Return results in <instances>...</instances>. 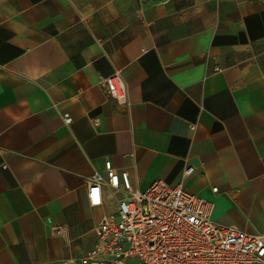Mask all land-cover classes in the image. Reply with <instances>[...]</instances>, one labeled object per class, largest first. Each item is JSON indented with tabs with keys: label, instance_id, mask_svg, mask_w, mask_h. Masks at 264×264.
Here are the masks:
<instances>
[{
	"label": "crops",
	"instance_id": "0c3cea01",
	"mask_svg": "<svg viewBox=\"0 0 264 264\" xmlns=\"http://www.w3.org/2000/svg\"><path fill=\"white\" fill-rule=\"evenodd\" d=\"M106 159L137 189L190 163L214 221L264 233V0H0V264H80L124 197Z\"/></svg>",
	"mask_w": 264,
	"mask_h": 264
},
{
	"label": "built area",
	"instance_id": "2783aa9c",
	"mask_svg": "<svg viewBox=\"0 0 264 264\" xmlns=\"http://www.w3.org/2000/svg\"><path fill=\"white\" fill-rule=\"evenodd\" d=\"M119 71L102 78L108 98L127 104L128 89ZM64 122L71 118L65 113ZM180 181L156 180L144 189L132 186L128 172L104 161V182L124 197L115 211L101 216L95 241L80 264H264V233L223 225L211 218L210 201L188 191L182 180L193 172L186 163ZM103 178L88 181L91 207L101 203ZM217 187H211L216 192ZM54 226L50 233L60 234Z\"/></svg>",
	"mask_w": 264,
	"mask_h": 264
}]
</instances>
